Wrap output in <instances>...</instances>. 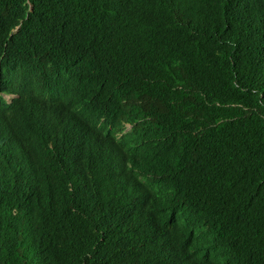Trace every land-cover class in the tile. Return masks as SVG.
Returning a JSON list of instances; mask_svg holds the SVG:
<instances>
[{
    "label": "trees",
    "instance_id": "16d2710c",
    "mask_svg": "<svg viewBox=\"0 0 264 264\" xmlns=\"http://www.w3.org/2000/svg\"><path fill=\"white\" fill-rule=\"evenodd\" d=\"M0 264H264V0H0Z\"/></svg>",
    "mask_w": 264,
    "mask_h": 264
},
{
    "label": "clouds",
    "instance_id": "9594fccd",
    "mask_svg": "<svg viewBox=\"0 0 264 264\" xmlns=\"http://www.w3.org/2000/svg\"><path fill=\"white\" fill-rule=\"evenodd\" d=\"M6 96H9V97H10V99H9V100H7V101H10V100H11V98H12V96H11V95H6ZM6 96H5V98H6Z\"/></svg>",
    "mask_w": 264,
    "mask_h": 264
},
{
    "label": "rangeland",
    "instance_id": "374dc122",
    "mask_svg": "<svg viewBox=\"0 0 264 264\" xmlns=\"http://www.w3.org/2000/svg\"><path fill=\"white\" fill-rule=\"evenodd\" d=\"M6 99H7V100H9V99H10V97H9V96H6Z\"/></svg>",
    "mask_w": 264,
    "mask_h": 264
}]
</instances>
